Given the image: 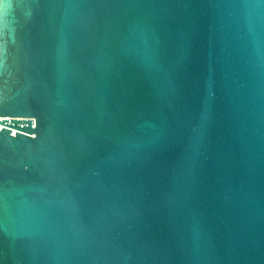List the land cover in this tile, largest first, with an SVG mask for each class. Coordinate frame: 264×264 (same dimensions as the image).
Segmentation results:
<instances>
[{"label": "water", "instance_id": "1", "mask_svg": "<svg viewBox=\"0 0 264 264\" xmlns=\"http://www.w3.org/2000/svg\"><path fill=\"white\" fill-rule=\"evenodd\" d=\"M0 264H264V0H0Z\"/></svg>", "mask_w": 264, "mask_h": 264}]
</instances>
